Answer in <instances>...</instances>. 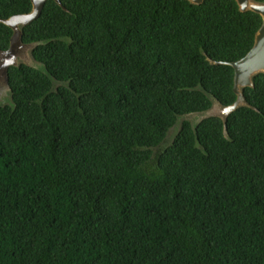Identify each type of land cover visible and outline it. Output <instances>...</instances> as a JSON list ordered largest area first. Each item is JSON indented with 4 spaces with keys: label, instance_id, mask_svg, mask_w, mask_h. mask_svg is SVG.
I'll return each mask as SVG.
<instances>
[{
    "label": "trees",
    "instance_id": "1",
    "mask_svg": "<svg viewBox=\"0 0 264 264\" xmlns=\"http://www.w3.org/2000/svg\"><path fill=\"white\" fill-rule=\"evenodd\" d=\"M264 2V0H254ZM32 0H0L3 20ZM262 16L236 0H47L23 27L43 69L0 104V264H264V72L231 62Z\"/></svg>",
    "mask_w": 264,
    "mask_h": 264
},
{
    "label": "water",
    "instance_id": "2",
    "mask_svg": "<svg viewBox=\"0 0 264 264\" xmlns=\"http://www.w3.org/2000/svg\"><path fill=\"white\" fill-rule=\"evenodd\" d=\"M46 1L47 0H32L33 9L31 12L16 14L9 19L3 20L5 24L12 28L13 34L11 36L9 48L0 50V93L5 91L6 88L11 92L9 85V68L11 66H19L20 63L33 65L31 51L37 43H25L23 41V27L40 15ZM56 1L61 4V0ZM190 1L201 3L204 0ZM236 1L241 11L252 10L257 12L262 16L263 22L256 34L255 42L251 50L241 59L230 63L234 68V91L237 94L236 101L230 105H222L218 100L213 98V106L202 116V118L206 116H218L221 118L224 122V132L226 134L227 116L239 106H250L244 95V88L247 86H254L253 77L260 72H264V2L261 3L254 0ZM3 83L6 84V87L3 86Z\"/></svg>",
    "mask_w": 264,
    "mask_h": 264
},
{
    "label": "rangeland",
    "instance_id": "3",
    "mask_svg": "<svg viewBox=\"0 0 264 264\" xmlns=\"http://www.w3.org/2000/svg\"><path fill=\"white\" fill-rule=\"evenodd\" d=\"M32 66L44 70L43 69V65L38 63V62H36L34 59H33V65ZM3 86L6 87V84L3 83ZM3 86H2V89H3ZM10 96H11V92L8 91L7 88H6L5 91H2L0 93V103L4 104V105L5 104L13 105V102H11ZM214 112H216V111H214ZM204 114H206V113L203 112V113H196V114H190V115L181 116L179 118V120L177 121V123L170 129L169 133L167 134L166 139L162 142V144L158 148H155L154 150L163 149L165 146H167L168 144H170L173 141L175 135L177 134V132L180 129V122L183 119H189L190 121H192L193 124H196L198 121L201 120V118H202V116H204Z\"/></svg>",
    "mask_w": 264,
    "mask_h": 264
}]
</instances>
